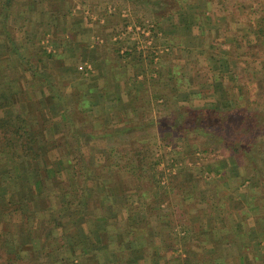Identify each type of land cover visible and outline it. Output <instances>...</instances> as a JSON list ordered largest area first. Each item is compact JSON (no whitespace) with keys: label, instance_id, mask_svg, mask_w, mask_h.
<instances>
[{"label":"crops","instance_id":"obj_1","mask_svg":"<svg viewBox=\"0 0 264 264\" xmlns=\"http://www.w3.org/2000/svg\"><path fill=\"white\" fill-rule=\"evenodd\" d=\"M88 1L0 0V97L11 101L0 102V122L10 121L9 115L22 117L43 162L38 165L31 155L23 164L18 161L21 139L13 134L12 119L0 132V264H31L32 253L44 244L52 254L35 264H147L148 257L169 264L177 256H188L191 264H264V212L248 209L254 202L247 193L232 189L230 195L231 208L240 202L247 206L243 211L226 212L223 205L214 208L217 201L207 202L213 214L206 220L199 215L203 208H196L203 205L206 193L197 194L195 178L188 177L192 168L203 164L197 154L184 180L173 178L159 188L143 157L142 139L126 140L124 151L114 146L124 134L143 127L139 119L148 85L158 79L160 83L171 68L162 64L159 77L145 80L139 91L127 85L125 70H110L107 61L114 37H103L109 31L105 16L113 9H103V16L96 2ZM214 1L180 4L194 10L188 14H203L201 29H207V9L221 14ZM173 17L163 29L173 39V48L184 47L192 63L202 62L203 41L192 38L199 29L174 36L167 25ZM83 64L90 69L80 71ZM87 140L105 144L104 151L95 154L100 167L93 177H86L81 168ZM176 189L189 194L183 202L196 201L185 215L192 213L187 223L196 225L192 230L197 241L184 238L186 224L181 225L182 237H172L171 216L180 208ZM55 220L58 227L48 225ZM211 235L219 239L216 247ZM221 236L227 240L221 241ZM172 238L177 244L169 249ZM63 243H73L75 249L57 251ZM115 258L118 263H113Z\"/></svg>","mask_w":264,"mask_h":264},{"label":"trees","instance_id":"obj_2","mask_svg":"<svg viewBox=\"0 0 264 264\" xmlns=\"http://www.w3.org/2000/svg\"><path fill=\"white\" fill-rule=\"evenodd\" d=\"M190 11L193 12L194 10H190V8L185 5L173 17L172 20H167V25L169 31H173L174 36H187L191 33V28L199 29V33L196 36H192V38H194V40L203 41L204 47H201L199 51L201 55H203L204 53L209 54L208 57L212 64V67L209 68L210 73L206 76L205 79H203V83L195 85L193 78L186 71V66H182V70L180 72V75L178 76L173 75L174 72L171 68V71H169V76L167 78L168 83L164 82V85L161 84V86L170 87L169 95L162 94L152 97H161L162 103L164 105H168L170 103V99H173L176 103H187L188 106H185L186 108L182 112L183 116H190V111L192 114L194 113V115H199L201 117L204 116L203 118L199 119L198 124L195 126L193 124L190 125V123L188 122L183 126L181 125L172 128L175 133L183 131L192 134L196 133L197 135H195L197 137H203L204 139H202L200 143V147L203 148H200L201 150L196 149L187 152L186 150L184 151V149H182L183 147L180 146V143H173L170 140L168 141V143L164 144L163 148H166L170 145L172 147H177L178 145L182 147L180 152L173 151V153H177L180 155L176 160L177 164L178 161L182 162L185 158L192 163L195 155L206 153V149L204 148L208 147L209 145H214L216 146V148L221 149L225 155H223L221 160L215 161L218 167L215 170L210 169V167H204V171H202V174L213 177L212 184L214 186H217L218 183L222 182L228 185V183L231 182V184H233V187H236L234 189H238L245 183H248L250 180V176H253V178L256 179L255 183L257 184L255 185V187H253V189L250 190V192H247L246 196L252 199L254 204L251 205V207H248V209L252 213L264 212V120L262 119V115L264 116V100L261 96L253 95L251 91V86L253 85V83H256V81H258V83L264 81V77H262L264 74V62L260 66L259 64L256 65L251 72V69L249 68L246 61L247 57H249L250 55L249 51L255 50L258 53L259 47L260 49L261 47H263L264 49V11L254 18L256 19L255 26L251 24V28L248 31H242V43L238 42L237 35H233L231 33L235 28H230L231 23H227L225 16L223 17L224 20L222 23L225 25L224 29H220L217 26L209 29H201L203 14H188ZM207 20L209 23L211 22L209 18H207ZM123 21L124 24L121 29L129 24L128 22H126V20ZM136 23L142 24V22L140 21H136ZM159 31L164 32L162 28L157 27V33ZM109 35L115 36L116 31H112ZM250 35H254L253 46H251V40L248 39V36ZM164 36L169 37V34L164 32ZM218 36H221V39L224 40V42H218V46H213L209 42L210 38L217 40L219 39ZM172 40L173 39L170 38L169 41L172 42ZM172 44L174 43L172 42ZM255 44L258 46V48H255ZM222 45H229V50H222L224 51L223 54H221L220 52L217 53L212 51L214 49H219L220 51ZM121 47L122 45L118 44L115 48H113L116 58L118 59L116 62V66L120 65L119 67H123L122 69L134 67V76L130 80V85L136 86L138 89L137 91H139L140 87L144 84L146 77H152L153 74L159 73L156 68L159 64L157 65L156 63H154V56L152 54L144 56L142 52L135 51V49H132L131 51L127 49L125 52L120 54ZM262 54L264 55V52H262L260 55L262 56ZM240 63H244L242 67L240 66ZM245 72L247 74H245ZM139 76H143V80H138ZM3 101H5L6 105L8 104V102H11L10 97L8 96L6 98L0 97V102ZM197 101H200L201 104H195V102ZM253 108L257 109L255 110V112L259 110L262 111L263 114L260 116H255L254 118L256 119L252 122V114L254 113V110H252ZM219 115L226 117L227 120H224L220 123V120H218ZM9 119L10 121L4 120L0 122V132H2L3 129L6 128V126L10 124L12 125L11 120H14L16 125H12V131L13 134L18 135L21 139L19 149L23 154L17 156L18 161L23 164V162L27 159L26 157L28 155H31L29 159H33V162L40 165L42 161L38 159L37 153L35 151V146H37V144L30 133H28L26 128L23 127L22 123L24 122V119L18 115H9ZM167 127L169 128V126L167 125L163 126V128L165 129ZM233 127H237V129L241 127L243 129V132H237V130L235 129L234 132ZM257 127H260L261 129L257 131ZM254 133L257 136L253 135ZM235 137L237 139H234ZM180 138L182 139V136H180ZM231 138H233L232 141L230 140ZM7 142L11 145L10 141L7 140ZM93 149V145H91V142L87 140L83 145V151ZM157 152L158 151L152 152L151 156H149L150 158L146 157L145 159L147 160L151 169V178H153L156 186L160 188L165 186L166 184H161V179L164 176V170L160 171L159 165L160 163L164 162V160H168L166 159V155L168 153H165L166 155L163 154L159 157H156L155 154ZM89 154L83 153V157L81 158V168L84 171V175L86 177L88 175L93 177L91 174L94 173V170L100 167V164L95 156L96 153H91L90 155ZM43 165L45 166V164ZM22 166L24 168V165ZM239 168L240 171L243 170L244 172L241 171L240 173ZM199 169L203 170V168ZM229 169L232 172L231 177L229 176L230 174H228V172H230L228 171ZM35 171L37 173L36 169ZM177 171L178 173L173 175L172 178H176L178 177V175L179 177L180 175H182V177L185 176V173L181 172V170L178 169ZM197 174L198 173H195L192 176L188 177H190V179H194ZM204 179H206V177H204ZM209 183L210 181L206 184ZM193 186L195 187V184H193ZM191 190H194V188L192 187ZM240 196L241 198H244L243 194H241ZM211 197H214V195H212ZM227 201L232 203L233 200L231 199V197H229ZM218 203L220 204V202H217V204ZM246 207L239 202L238 205L232 204L231 210L233 209L234 211H243ZM260 207L261 209H258ZM219 208L221 209V205ZM56 222V220L51 221L48 223V225L52 227H58V225H56ZM234 235L237 236L238 234L235 233ZM214 236L215 235H211L210 240H212L213 242L212 246L216 247L217 244L215 243H218L219 239H215L216 237L214 238ZM222 240L227 239L226 237H221V241ZM47 246L48 245L44 244V246L32 253L33 256L31 255V257L33 259L31 261V264H35V262L39 261L42 256L47 258L50 257L52 251ZM70 248H72V251L73 249H75L73 243H63L56 249L57 251H69ZM115 259L116 260H114L113 263H118L119 260L117 258ZM134 261H137L135 256ZM191 263L192 262L188 256H185V258L177 256L176 258L172 259L171 262H169V264ZM43 264H50V262L45 261L43 262ZM147 264H168V262L160 263L158 260L153 259V257H148Z\"/></svg>","mask_w":264,"mask_h":264},{"label":"rangeland","instance_id":"obj_3","mask_svg":"<svg viewBox=\"0 0 264 264\" xmlns=\"http://www.w3.org/2000/svg\"><path fill=\"white\" fill-rule=\"evenodd\" d=\"M83 3L87 2L88 0H81ZM216 3L221 6V14L219 13H211V11L208 10V16L210 18V23L207 24V28H212L217 26L220 29H224L225 25L222 24L223 23V17H226V21L227 23H231L230 24V28L234 29V31H232L231 33L233 35H237V40L239 43H242V31L246 30L248 31L251 28V24L253 26H255L256 24V19H254L255 17H257V15L261 14L264 11V0H215ZM214 1V2H215ZM90 2L94 3V6H98L99 10L101 8V13L102 15H106L103 12V9L108 8L109 6H111V8L113 9L112 11V15H106L105 19L108 23V29L109 31H107L106 33H104L106 37L108 36L112 31H116V36L118 35V33L121 31L120 29L122 28L124 21L126 20V22L128 23H136V21H140L142 22V24L145 23H149L151 24L153 27L152 29V38H153V42H152V48L158 52V59H157V70L159 71L162 64H164V67H168V68H172L173 72L176 76L180 75V72L182 70V66H186V71L187 73H189V75L193 78L194 80V84L198 85L200 83H203V79L206 78L207 75H209L210 71L209 68L212 67L211 61L209 59V54L205 53L204 54V59L202 60V62H198L197 64L192 63V61L189 59V56L187 55V52L183 49L184 47H178V48H173L174 44H172L171 41H169V38L164 36V32H158L157 33V27L165 29L166 25H165V21L166 19H168L170 16H175V14H177L178 11L181 10V0H90ZM88 1V4L90 5V3ZM210 7V5H209ZM122 12H124L127 17L123 18L121 17ZM137 24V23H136ZM141 24V25H142ZM103 34V33H102ZM108 34V35H106ZM115 36L111 37L112 38ZM219 39L217 40H210L209 42L213 45V46H218V42H224V40L221 39V36H218ZM248 39L251 40L252 44L251 46H253V42H254V35H250L248 36ZM109 40V39H108ZM113 41V40H112ZM114 42V44H112ZM111 44V49L108 50L107 52V56L108 57V64L110 66V70L114 71H118V72H122L118 67L120 65L116 66V62H117V58L114 52V49L118 44L120 45H124V42H120V41H113ZM171 42V43H170ZM245 43V42H244ZM221 44H225V43H221ZM255 44V48H258V46ZM125 47L126 49H128L129 51H131L132 49H135V51H137V46L132 43L131 41H127L125 43ZM172 47V48H171ZM176 47V46H175ZM254 48V47H253ZM252 48V49H253ZM228 51L229 50V45H222L221 46V50L219 51V49H214L212 50L213 52H217V53H221L223 54L224 51ZM258 53L253 50V51H249L250 55L249 57H247L246 61L248 63L249 69L252 72V69L259 64V66L261 64H263L264 62V55L262 54V56L260 55L262 52H264L263 47L258 48ZM142 54L144 56L148 55V54H152V51H148V50H143L141 51ZM148 52V53H147ZM146 53V54H144ZM121 54V53H120ZM154 56V55H153ZM155 63V62H154ZM241 67L244 63H240ZM123 68V67H122ZM125 82L127 85L130 84V80L133 78L134 76V67L133 68H125ZM246 70V69H245ZM244 74V72H243ZM245 74H247L245 72ZM157 75V76H156ZM154 77V78H153ZM155 77H159V74H153L152 77H146V82H149L150 78H153V80L155 79ZM264 77V74L263 76ZM168 77L162 78V81L159 82H153L152 84L148 85L149 87V92H148V97L147 99H145V110L141 113L140 116V121L143 124L139 127V128H135L133 130H129L130 132L124 134V140L123 141H118V142H114V146L119 150L121 149L122 151H124V146L125 143L127 141L130 140H135V139H139V140H143L145 142V147L141 150L143 153V157L144 158H148L149 156H151L152 152L154 151H158L161 155L166 153V148H163L165 143H168V141L170 140L173 143H180L182 147H180L179 145L177 147H172L170 145V147L175 150L176 152H180L181 148L184 149V151L186 150L187 152L196 150V149H200L203 147H200V143L202 141V139H204L203 137H197L196 133L192 134L189 132H179V133H175L174 130L172 128L177 127V126H183L186 123H190L193 124L194 126L198 124L199 119L203 118L201 116H197L194 115V113L192 114L190 111V116H183L182 112L185 110V108L188 106L187 103L183 102V103H175L173 99H170V103L168 105H164L162 103V99L161 97L159 98H153L152 96H157V95H162V94H168L170 93V87H166L163 88L161 86V84H164V82L168 83ZM156 79V80H157ZM166 79V80H165ZM138 80H143V76H139ZM255 82V81H254ZM132 87H136V86H132ZM147 87V84L144 85V88ZM163 88L164 90L162 92H160L159 88ZM185 88V87H184ZM183 88V90H184ZM186 89V88H185ZM251 91L253 95L256 96H261L262 99L264 100V81H262L261 83H258V81H256V83H253V85L251 86ZM168 92V93H165ZM150 98V99H148ZM195 104L200 105L201 102L197 101L195 102ZM186 106V107H185ZM264 108V107H263ZM254 110V113L252 114V122L256 119L254 118L255 116H260L263 114L262 111H257L255 112V110L257 109H252ZM186 117V119H185ZM262 119L264 120V116L262 115ZM218 120H220V123L224 120H227L226 117L219 115L218 116ZM251 122V123H252ZM169 126V128L167 127L166 129L163 128V126ZM132 129V128H131ZM237 130V132H243V129L241 127H239L237 129V127H233V131L235 132V130ZM259 129H261L260 127H257V131H259ZM185 131V130H184ZM254 132V131H253ZM182 133V134H181ZM181 134V135H180ZM196 134V135H195ZM253 135H256L255 133ZM180 136H182V139L180 138ZM257 136V135H256ZM130 139V140H129ZM234 139H237L236 137ZM127 140V141H126ZM231 141L233 140V138L230 139ZM91 145H93V150H88V154L92 153H98V152H102L104 151L105 148V144L104 141H95L92 142ZM122 145V147H121ZM179 149V151L177 150ZM206 149V153H202L201 155L197 156L196 158L198 161L203 162V164H200L198 166L197 169H192L193 174L198 173L195 177V184L197 183L196 189L195 191L197 192V194L203 192L206 193V199L203 203V205H197L199 207V209H202V214L199 213V215H204L205 219L209 220L211 218H209V216H212V209L211 206H209L207 204V202L212 203V201H217L220 202V204L218 203L217 205H215V203H213L214 208H216V206L218 205H223L222 207L225 208L226 212H230L231 210V203L228 200V198L230 197V195L234 194L232 189L236 188L233 187V184L228 183V185L222 183H218L217 186H214L212 183V179L213 177H209L206 176L205 174H202L204 171V167H207L210 169H216L218 166L215 163L216 160H221L224 152L221 149L216 148V146L214 145H209L208 147L204 148ZM201 150V149H200ZM89 154V155H90ZM166 155V154H165ZM172 159L174 160V162L176 163V160L178 159V157L180 156L177 153H173L171 155ZM150 158V157H149ZM169 158V159H171ZM147 161V160H146ZM180 162V163H179ZM166 163V162H165ZM178 167L177 170H181V172L183 173H187V171L185 170L186 168H190L193 167L191 162H188V160H186V158L184 159V161H178ZM264 167V166H263ZM199 168H203L199 169ZM176 170L175 174L178 173V171ZM230 171V169L228 170ZM242 172H244L243 170H241ZM240 168H239V172L241 173ZM248 171V170H246ZM201 174V175H200ZM228 174H230L229 176H232V172H228ZM246 174V173H245ZM151 176V175H150ZM173 176V175H172ZM172 176H167V181L173 179ZM206 177V179H204V177ZM179 178V175L178 177ZM176 178L173 179V181H176ZM180 178H182V180H184V176L182 177V175H180ZM211 178V179H210ZM153 179V178H152ZM220 180V179H219ZM255 178H253V176H250V180L248 183H245L243 186L239 187L238 189H241V192H243L244 194H246L247 192H250V190L255 187V185L257 183H255ZM210 181L209 184H206ZM13 182V181H12ZM12 184V183H11ZM254 185V186H253ZM14 188V187H13ZM195 188V187H194ZM176 205L179 208L175 210V213L172 214L173 216H171L172 218V223H174L173 227H172V237H182L184 234V231L182 229H184V227L182 228L181 225L186 224L185 229H187L186 233V239L190 240L192 242V240H198V238L196 237V233H194V231L192 230V228H194L196 225V223H194L191 228V225H189L187 223V221H190V217H192V211L191 208H195V204L196 201L194 202V200L192 201H187V202H183V199L185 197H187L189 194L188 193H182V189L178 190L176 189ZM212 195H214V197H211ZM217 195V196H216ZM194 199V198H193ZM226 200V201H225ZM166 200L162 199V202H164ZM181 202V204L179 203ZM165 203V202H164ZM198 203V202H197ZM190 209H189V208ZM160 209L162 207H159ZM186 208H188V210H190V215L188 214L185 215L186 212ZM193 208V209H194ZM158 209V210H160ZM166 209V207H165ZM164 210V209H161ZM195 210H193V214ZM196 216V215H194ZM182 220V221H181ZM176 222V224H175ZM185 222V223H184ZM188 224V225H187ZM206 230V229H205ZM174 234V235H173ZM199 236V235H198ZM220 236V235H219ZM222 237V236H221ZM173 238L170 240L171 243H169L168 247L173 248L176 247L174 245H176L177 243L173 241ZM196 240V241H197ZM173 242V243H172ZM176 243V244H174ZM196 250V249H194ZM170 254H174L177 255L178 253H176V251L172 252L170 251ZM179 255H181V253H179Z\"/></svg>","mask_w":264,"mask_h":264},{"label":"built area","instance_id":"obj_4","mask_svg":"<svg viewBox=\"0 0 264 264\" xmlns=\"http://www.w3.org/2000/svg\"><path fill=\"white\" fill-rule=\"evenodd\" d=\"M121 17L126 18L127 15L122 12ZM153 26L149 23H145V24H135V23H129L128 25H126L123 29H121V31L118 33V35L113 38L114 41H120L121 43L124 42V45H122L120 53L122 54L123 52H125L127 49L125 47V43L127 41H131L132 43H134L137 46V51L141 52L143 50H148V51H152L153 55H154V62L157 63V59H158V52H156L153 48H152V42H153V38H152V28ZM123 44V43H122ZM148 53V52H147ZM146 54V53H144ZM78 69L82 72H85L87 69H90V66L87 64H83L80 65L78 67ZM166 153H168L166 155V159L168 160H164V162L160 163L159 165V170L163 171L164 170V176L161 179V184L164 185L167 183V176H172L175 175V172L177 170L178 165L174 162V160L171 158L173 150L170 146H168L166 148ZM177 150V149H176ZM179 151V149L177 150ZM161 154L159 152H157L155 154L156 157H159ZM200 154H197V156H199ZM171 158V159H169ZM166 162V163H165ZM167 166V167H165Z\"/></svg>","mask_w":264,"mask_h":264}]
</instances>
